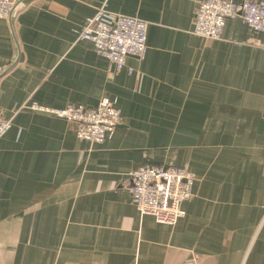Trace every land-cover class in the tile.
Masks as SVG:
<instances>
[{"label": "crops", "instance_id": "crops-1", "mask_svg": "<svg viewBox=\"0 0 264 264\" xmlns=\"http://www.w3.org/2000/svg\"><path fill=\"white\" fill-rule=\"evenodd\" d=\"M201 1L20 0L0 19V113L13 124L0 138V264H264V33L236 18L220 40L194 34ZM102 7L148 22L143 61L117 69L80 39ZM103 97L122 114L103 144L27 108ZM141 166L195 174L176 225L133 204Z\"/></svg>", "mask_w": 264, "mask_h": 264}, {"label": "built area", "instance_id": "built-area-1", "mask_svg": "<svg viewBox=\"0 0 264 264\" xmlns=\"http://www.w3.org/2000/svg\"><path fill=\"white\" fill-rule=\"evenodd\" d=\"M20 0H0V19H12ZM240 18L253 31L264 33V0H203L195 12L194 34L220 40L229 20ZM149 24L137 17L114 13L102 7L88 18L80 39L89 41L95 53L117 69L126 67L130 57L143 61L147 54ZM4 69L0 67V76ZM129 71L134 72L133 68ZM31 111L50 114L76 125L79 140L103 144L111 139L121 124V110L116 100L103 97L95 108L69 105L61 109L27 105ZM13 127L0 113V138ZM197 178L181 167L141 166L129 174L132 202L142 216H153L164 225L174 226L185 216L183 204L194 196ZM199 256L191 253L186 264H198Z\"/></svg>", "mask_w": 264, "mask_h": 264}]
</instances>
